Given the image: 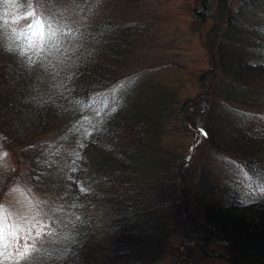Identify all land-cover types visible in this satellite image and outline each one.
<instances>
[{"label": "trees", "instance_id": "obj_1", "mask_svg": "<svg viewBox=\"0 0 264 264\" xmlns=\"http://www.w3.org/2000/svg\"><path fill=\"white\" fill-rule=\"evenodd\" d=\"M145 1L0 0V203L19 180L36 213L0 264H264V0L193 7L210 67L183 101L129 62Z\"/></svg>", "mask_w": 264, "mask_h": 264}, {"label": "rangeland", "instance_id": "obj_2", "mask_svg": "<svg viewBox=\"0 0 264 264\" xmlns=\"http://www.w3.org/2000/svg\"><path fill=\"white\" fill-rule=\"evenodd\" d=\"M145 2L150 12L146 15V20L152 26L137 41V52L129 60L132 68L136 67L140 70L137 71L138 77L161 84L181 101L196 97L204 92L206 82L200 77L210 67L205 42L211 21L203 24L200 20H195L192 14L193 7H199L200 0H146ZM24 58L29 61L26 50H24ZM181 123V121L175 123L172 121L169 125L170 128L174 126L177 129ZM181 138L179 147L175 150L182 154L190 151L194 155L196 142L192 141V133ZM38 190L34 193L42 195L40 196L41 216L44 212L48 215L47 212L57 211L56 205L61 203V199L57 197L59 192L55 190L52 192L56 199H59L57 201L53 200V195H45L44 188L41 193L40 189ZM7 196V200L0 203V237L6 233V238L9 236V231L14 235L23 233L24 228L30 224V217L36 214L28 203L26 190L24 187L21 188L19 180L13 184ZM66 212H71L72 217L76 214L73 209L70 210V205L66 207ZM61 213V217L57 220L59 225H63L62 221H67L62 208ZM74 217L75 222L72 221L71 224H76L78 221L79 216ZM186 263L193 264L191 260Z\"/></svg>", "mask_w": 264, "mask_h": 264}, {"label": "snow or ice", "instance_id": "obj_3", "mask_svg": "<svg viewBox=\"0 0 264 264\" xmlns=\"http://www.w3.org/2000/svg\"><path fill=\"white\" fill-rule=\"evenodd\" d=\"M41 40H42V48H41V50L43 51V50H46V47H47V43H48V41H47V37L46 36H42L41 37Z\"/></svg>", "mask_w": 264, "mask_h": 264}]
</instances>
